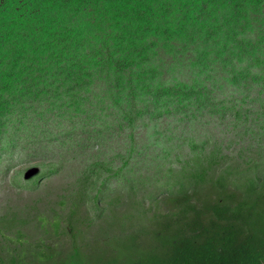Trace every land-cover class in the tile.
<instances>
[{
	"label": "rangeland",
	"instance_id": "obj_1",
	"mask_svg": "<svg viewBox=\"0 0 264 264\" xmlns=\"http://www.w3.org/2000/svg\"><path fill=\"white\" fill-rule=\"evenodd\" d=\"M144 2L17 0L0 23V264L166 261L153 230L190 174L264 190V0Z\"/></svg>",
	"mask_w": 264,
	"mask_h": 264
},
{
	"label": "trees",
	"instance_id": "obj_2",
	"mask_svg": "<svg viewBox=\"0 0 264 264\" xmlns=\"http://www.w3.org/2000/svg\"><path fill=\"white\" fill-rule=\"evenodd\" d=\"M133 1L139 7L145 4L144 0ZM13 5L16 7L17 0H9L8 5L2 9L4 12L0 10L1 25L12 31L17 22V18L9 14ZM202 9L203 6H200L199 15ZM37 172V168L32 167L26 172V176L32 177ZM215 175L204 172L190 174L189 181H194L195 184L192 193L180 194L179 192L183 190L180 186L169 201L175 209L167 210L161 217L158 216L153 234L157 242L155 244L159 248L161 242L169 246L164 253L166 261L157 260L156 257L149 256L150 254H142L135 245H128L121 249L117 248L115 255L107 264L122 262L131 264L130 262L134 259H137L139 264H264L262 243L264 229L260 231L257 226V223H261L264 227L262 183L260 181L257 183V178L244 180L238 185L235 184V190L231 191L228 188V179H225L222 174L217 177ZM208 185L215 192L213 200L210 199L211 195L204 196L200 192ZM251 194H253V200ZM194 199L202 200L205 203V209H198ZM206 212L213 214L211 218L206 217ZM254 218H261V221L257 222ZM39 220L42 227L49 222L46 216L39 217ZM59 222L58 216L53 218L52 228L55 224L59 229ZM54 232L58 233V230ZM190 232L194 233L189 234ZM23 236L19 231L16 233L18 240ZM253 242H258L261 250L257 249ZM50 256L46 251H39L38 254V258L50 259ZM72 259H75L78 264L79 258L73 255L63 264L69 263Z\"/></svg>",
	"mask_w": 264,
	"mask_h": 264
},
{
	"label": "clouds",
	"instance_id": "obj_3",
	"mask_svg": "<svg viewBox=\"0 0 264 264\" xmlns=\"http://www.w3.org/2000/svg\"><path fill=\"white\" fill-rule=\"evenodd\" d=\"M262 243H263V247H264V240H262ZM257 249L261 250L258 245L256 246Z\"/></svg>",
	"mask_w": 264,
	"mask_h": 264
}]
</instances>
